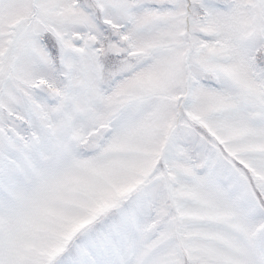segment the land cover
Listing matches in <instances>:
<instances>
[{
	"label": "snow or ice",
	"instance_id": "obj_1",
	"mask_svg": "<svg viewBox=\"0 0 264 264\" xmlns=\"http://www.w3.org/2000/svg\"><path fill=\"white\" fill-rule=\"evenodd\" d=\"M0 264H264V0H0Z\"/></svg>",
	"mask_w": 264,
	"mask_h": 264
}]
</instances>
